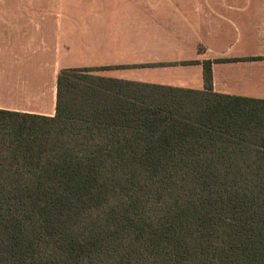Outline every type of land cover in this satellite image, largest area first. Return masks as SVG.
<instances>
[{
    "label": "trees",
    "instance_id": "16d2710c",
    "mask_svg": "<svg viewBox=\"0 0 264 264\" xmlns=\"http://www.w3.org/2000/svg\"><path fill=\"white\" fill-rule=\"evenodd\" d=\"M63 68L0 109V264H264V100Z\"/></svg>",
    "mask_w": 264,
    "mask_h": 264
},
{
    "label": "crops",
    "instance_id": "0c3cea01",
    "mask_svg": "<svg viewBox=\"0 0 264 264\" xmlns=\"http://www.w3.org/2000/svg\"><path fill=\"white\" fill-rule=\"evenodd\" d=\"M264 100V0H0V109L52 116L63 68Z\"/></svg>",
    "mask_w": 264,
    "mask_h": 264
},
{
    "label": "rangeland",
    "instance_id": "374dc122",
    "mask_svg": "<svg viewBox=\"0 0 264 264\" xmlns=\"http://www.w3.org/2000/svg\"><path fill=\"white\" fill-rule=\"evenodd\" d=\"M10 2H15V1H22V0H8ZM23 1H30V0H23ZM42 1V0H41ZM99 71L96 72V74H98Z\"/></svg>",
    "mask_w": 264,
    "mask_h": 264
}]
</instances>
